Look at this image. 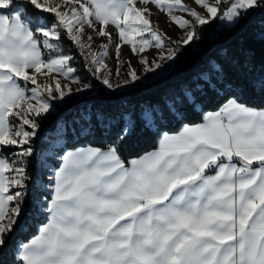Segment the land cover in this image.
Wrapping results in <instances>:
<instances>
[{
    "label": "snow or ice",
    "instance_id": "6c2138e0",
    "mask_svg": "<svg viewBox=\"0 0 264 264\" xmlns=\"http://www.w3.org/2000/svg\"><path fill=\"white\" fill-rule=\"evenodd\" d=\"M138 4L164 13L179 38L153 28ZM257 10L264 0H0V254L11 244L14 264H264V107L251 106L222 63L155 103L104 106L170 81L206 29H234ZM98 38L108 41L99 55ZM124 45L139 69L121 59ZM70 100L88 102L89 127L78 132L73 120L72 135L95 122L111 142L65 149L50 164L34 148L41 120ZM139 127L155 129L154 143L129 159L123 149ZM29 208L43 222L13 243Z\"/></svg>",
    "mask_w": 264,
    "mask_h": 264
},
{
    "label": "trees",
    "instance_id": "16d2710c",
    "mask_svg": "<svg viewBox=\"0 0 264 264\" xmlns=\"http://www.w3.org/2000/svg\"><path fill=\"white\" fill-rule=\"evenodd\" d=\"M70 44L67 40L63 42V52L68 53ZM75 54V49H72ZM48 53L45 50V58ZM222 63L227 71L229 79L236 85L243 87L244 95L251 106L264 107V89L261 88V81L264 80V10H257L244 20L240 26L230 28L224 24L215 23L202 33V39L194 46L186 49L177 63V70L173 78L165 83L156 85L153 88L141 90L134 94L118 95L109 97L104 101V106L116 114L124 106H137L146 103L157 102L161 95L169 88L181 84L183 81L195 76L197 73L206 70L211 63ZM83 61L79 55L73 61L77 68L78 75H85L81 67ZM211 101V98L206 101ZM100 101H97L99 104ZM87 101L70 100L65 106L60 107L57 112L45 116L41 120V127L38 130V138L34 148L39 154L46 150L49 136L56 132L61 121L69 125L66 134L60 133L62 144L54 148L55 154L67 149L76 147L101 146L111 142V137L104 133L102 128L92 124L93 131L89 134L84 131L79 136H73L71 127L72 121L77 123L75 127L78 132L89 127L87 120L81 119V114H86ZM197 122H199L197 120ZM155 129L137 128L127 139L124 146V154L130 159L143 155L145 151L152 149L155 139ZM50 164L55 161L47 159ZM29 174L34 175L35 169L30 168ZM31 183V182H30ZM31 204V197H29ZM43 222V217L33 216L31 208L21 221V227L13 234V243L16 241L26 242L35 233ZM26 225V226H25ZM0 264H14L13 250L10 244L9 249L0 254Z\"/></svg>",
    "mask_w": 264,
    "mask_h": 264
},
{
    "label": "rangeland",
    "instance_id": "374dc122",
    "mask_svg": "<svg viewBox=\"0 0 264 264\" xmlns=\"http://www.w3.org/2000/svg\"><path fill=\"white\" fill-rule=\"evenodd\" d=\"M186 3L191 4V0H185ZM138 7H148L151 9L153 15L150 17L151 20L153 21V28H156L157 25L159 26V29L162 30L163 32H166L167 35L171 36L173 40L179 38V36L181 35V31L178 29V27H176L175 25L171 24L168 17L162 13L159 12L154 5L152 4H148V5H143V4H138ZM199 10V9H197ZM89 32H91V29H88ZM109 31L112 32L113 34V40L117 41L118 37L116 35L117 30L114 27H109ZM102 43L106 44L108 43V41L105 38H98L95 42V44L93 45L94 50L96 52L97 55H99L102 52V49L99 45H101ZM109 55L108 58L106 59V63L108 64V66L115 70L116 65L118 63L117 59H116V50H115V43H113L110 47H109ZM157 53L156 49H151L145 53H143L142 55H146L148 56L150 59L152 57H154ZM121 59L122 60H128L131 59L132 60V67L133 68H137L139 69V65L137 64V57L134 56L130 50V46L128 45H124L121 48ZM60 131L57 129L56 132L52 133L48 140H47V145H46V150L43 151L41 153L42 156H44L46 159H51L52 161L54 160V156L55 155H59V154H55V152L53 151L54 148L52 147H56L62 144L60 137ZM48 161V160H47ZM50 162V161H48Z\"/></svg>",
    "mask_w": 264,
    "mask_h": 264
},
{
    "label": "crops",
    "instance_id": "0c3cea01",
    "mask_svg": "<svg viewBox=\"0 0 264 264\" xmlns=\"http://www.w3.org/2000/svg\"><path fill=\"white\" fill-rule=\"evenodd\" d=\"M87 147V146H86ZM71 150H75V149H71ZM27 242V241H26Z\"/></svg>",
    "mask_w": 264,
    "mask_h": 264
}]
</instances>
